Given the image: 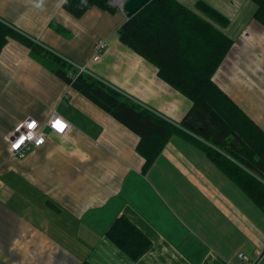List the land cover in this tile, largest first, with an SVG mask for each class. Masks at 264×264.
I'll list each match as a JSON object with an SVG mask.
<instances>
[{
  "label": "crops",
  "instance_id": "0c3cea01",
  "mask_svg": "<svg viewBox=\"0 0 264 264\" xmlns=\"http://www.w3.org/2000/svg\"><path fill=\"white\" fill-rule=\"evenodd\" d=\"M178 1L191 9L203 1L228 19L222 32L232 46L213 80L264 130L255 5ZM63 2L0 0V22L38 50L8 40L0 51V264H264V212L185 135L172 136L143 171L138 136L54 74L59 64L84 68L178 127L192 107L119 41L124 14L92 9L74 18ZM98 42L106 49L94 62ZM52 112L69 124L66 134L46 130L44 145L12 156V131L28 118L44 125ZM118 217L150 242L137 261L106 236Z\"/></svg>",
  "mask_w": 264,
  "mask_h": 264
},
{
  "label": "trees",
  "instance_id": "16d2710c",
  "mask_svg": "<svg viewBox=\"0 0 264 264\" xmlns=\"http://www.w3.org/2000/svg\"><path fill=\"white\" fill-rule=\"evenodd\" d=\"M109 1L64 0L63 9L74 18L92 9L118 11ZM249 1L256 7L252 19L264 29V0ZM228 22L203 1L191 9L178 0H150L126 17L118 29L124 46L155 66L162 81L191 101L192 107L179 127L98 79L74 72L71 66L59 64L54 74L138 136L136 151L144 159L143 171L172 136L183 134L264 212V130L213 80L232 46V40L222 32ZM8 40L38 51L24 36L0 22V51ZM106 236L132 261L150 248V242L123 217L111 223Z\"/></svg>",
  "mask_w": 264,
  "mask_h": 264
},
{
  "label": "built area",
  "instance_id": "2783aa9c",
  "mask_svg": "<svg viewBox=\"0 0 264 264\" xmlns=\"http://www.w3.org/2000/svg\"><path fill=\"white\" fill-rule=\"evenodd\" d=\"M124 2L125 0H111V4L121 12H123ZM105 49L106 44L104 42L95 44L92 61L96 62ZM83 71L84 68L78 67V73ZM29 125L34 126L29 127ZM69 127V124L55 112H52L49 120L44 125H40L36 120L28 118L21 122L8 136L9 152L12 156L19 157L34 148L44 145L47 131L57 136H64ZM257 256L260 258V255ZM239 257L243 258L242 254ZM250 264H256V262Z\"/></svg>",
  "mask_w": 264,
  "mask_h": 264
},
{
  "label": "water",
  "instance_id": "95a60500",
  "mask_svg": "<svg viewBox=\"0 0 264 264\" xmlns=\"http://www.w3.org/2000/svg\"><path fill=\"white\" fill-rule=\"evenodd\" d=\"M150 0H125L123 10L128 18L138 12Z\"/></svg>",
  "mask_w": 264,
  "mask_h": 264
},
{
  "label": "snow or ice",
  "instance_id": "6c2138e0",
  "mask_svg": "<svg viewBox=\"0 0 264 264\" xmlns=\"http://www.w3.org/2000/svg\"><path fill=\"white\" fill-rule=\"evenodd\" d=\"M34 125H29V127H33Z\"/></svg>",
  "mask_w": 264,
  "mask_h": 264
},
{
  "label": "rangeland",
  "instance_id": "374dc122",
  "mask_svg": "<svg viewBox=\"0 0 264 264\" xmlns=\"http://www.w3.org/2000/svg\"><path fill=\"white\" fill-rule=\"evenodd\" d=\"M248 33V32H247ZM78 72V70H76Z\"/></svg>",
  "mask_w": 264,
  "mask_h": 264
}]
</instances>
